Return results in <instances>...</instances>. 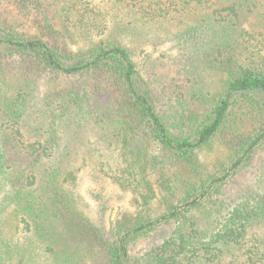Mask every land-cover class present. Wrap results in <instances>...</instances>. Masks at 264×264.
I'll use <instances>...</instances> for the list:
<instances>
[{
  "label": "trees",
  "instance_id": "1",
  "mask_svg": "<svg viewBox=\"0 0 264 264\" xmlns=\"http://www.w3.org/2000/svg\"><path fill=\"white\" fill-rule=\"evenodd\" d=\"M111 2L183 26L140 58L109 11L0 0V264H223L264 225V0ZM101 147L132 208L109 242L71 160ZM251 169L255 183L223 198ZM244 264H264L260 246Z\"/></svg>",
  "mask_w": 264,
  "mask_h": 264
},
{
  "label": "rangeland",
  "instance_id": "2",
  "mask_svg": "<svg viewBox=\"0 0 264 264\" xmlns=\"http://www.w3.org/2000/svg\"><path fill=\"white\" fill-rule=\"evenodd\" d=\"M87 2L94 7H99L105 11L111 12L113 18H117L120 22H124L134 28L133 37L130 38L132 45H139L138 54L140 58L146 55V51L158 50V52L166 51L171 44L170 33L178 31L182 23L178 20L160 21L155 23H144L141 16L136 10L123 7L122 5H113L112 0H79ZM185 19V18H184ZM189 23V19L185 20ZM128 40V39H127ZM144 40H147L144 42ZM143 52V53H141ZM74 85V84H73ZM104 151L97 154H91L87 151L81 150L72 157V166L77 168V175L80 178V184L77 189L81 206L95 224L100 226L103 232L105 241H111L112 237L108 234L111 223L115 221L120 214L124 212H131L132 208L129 206L131 200L130 195L122 193L118 186L112 181V174L110 168L115 162L119 161L118 154L101 147ZM222 155V153H220ZM217 153L210 154L211 157L216 156ZM264 162V152L255 160V165L259 161ZM101 161L108 164L107 169L104 167V173L101 171ZM114 168V166L112 167ZM254 169V168H252ZM246 172L238 180H235L232 185L226 187L222 192V197L237 196L242 190L248 189L252 182L255 183L257 171ZM236 197V198H237ZM156 208V207H155ZM173 229H162L160 234L150 238L146 243L138 245L137 250L141 253L149 250L155 242H161L165 237L172 234ZM254 246L261 248L264 251V225L249 233L242 246L236 247L234 257L229 255L223 264H244L246 261V254L252 250Z\"/></svg>",
  "mask_w": 264,
  "mask_h": 264
}]
</instances>
